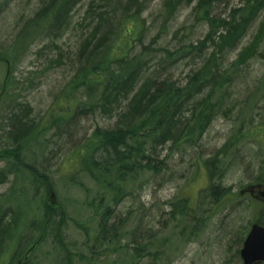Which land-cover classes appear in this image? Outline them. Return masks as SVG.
<instances>
[{
  "label": "rangeland",
  "instance_id": "obj_1",
  "mask_svg": "<svg viewBox=\"0 0 264 264\" xmlns=\"http://www.w3.org/2000/svg\"><path fill=\"white\" fill-rule=\"evenodd\" d=\"M169 1L174 4L173 0H148L142 8L145 27L150 29L142 42L150 51L154 50L152 57L164 55L159 53L161 49L173 51L179 42L174 31L183 22L192 24L193 36L205 31L193 15L198 0H192L191 4L175 2L177 6L172 8ZM241 1H214L212 15L224 17L226 13L227 18ZM122 3L124 0H0V53L11 51L13 58L8 64H0V91L7 82L5 99L0 103V215L7 220L3 224L8 225L4 233L0 230L2 249L7 251L17 231V224L9 216L15 211L26 215L16 245L0 255V264H17L22 246L40 234L45 212L42 203L47 194L26 165L48 176L62 213L61 218L55 215L57 212L54 214L55 224L46 228V235L29 255L28 264H86L88 258H98V253L102 264H242L239 256L242 241L257 218L260 205L245 195L233 197L231 203L226 201L224 209L218 212L219 209L210 210L208 198L201 194L209 187L210 169L204 167V162L212 159L242 124L245 128L249 124H264V80L260 77L259 60L240 64L242 72L226 64L229 79L223 85L224 93L207 97L213 101V121L202 137L195 135L201 140L197 145L192 142L194 147L161 151L158 159L159 163L164 161L161 174L151 171L135 174L125 190L116 194L106 192L80 172V154L87 150L76 149L88 140L86 137L94 128H113L116 118H108L97 110L91 112V106L85 104L88 92L81 89L70 95V82L92 49L83 50L91 33L96 31L95 45L117 52L114 46L122 31L119 29L134 12L129 8L131 13L123 17ZM62 6L65 12L53 24L55 12ZM101 13L104 22L97 26ZM168 14L173 18L172 27L162 30ZM263 15L264 12L256 18L237 46L226 52L228 62L236 59L253 40ZM22 32L26 33L24 42L12 48L16 36ZM139 50L137 47L129 51V58H125L128 63H139L140 59L132 61ZM201 60L202 57L196 62ZM154 63H147V67ZM191 67L188 65L184 71ZM184 68L181 65L175 75L180 76ZM20 110L31 138L17 152L20 162L17 163L6 155L17 143L10 134V112L17 114ZM181 121L185 128L187 121L183 117ZM240 140L239 146L230 149L221 163V157L217 158L213 168L211 185L228 189L231 195L248 185H264L258 181L264 172V145L260 148L249 138ZM15 170L19 171L18 178ZM16 189L23 193L16 194ZM183 198L190 204L185 210L186 217L173 207ZM100 224L107 230L109 243L103 244L98 235ZM149 243L150 248L138 251Z\"/></svg>",
  "mask_w": 264,
  "mask_h": 264
},
{
  "label": "trees",
  "instance_id": "obj_2",
  "mask_svg": "<svg viewBox=\"0 0 264 264\" xmlns=\"http://www.w3.org/2000/svg\"><path fill=\"white\" fill-rule=\"evenodd\" d=\"M214 1L217 0H199V4L203 5L204 14H203V19L202 21L213 24L215 21V18H212L213 15L210 13V10L212 11V7L214 4ZM244 6L242 8H239V11L241 14H238V19L236 24L234 26L230 25V22L226 23V34L221 36V39L223 41H226V51L230 50L235 43L241 38V32L245 30L249 24L250 21L256 20L263 12H264V0H243ZM125 3H122L123 7V17L126 15H129L128 9L130 8V11H134L136 9H141L143 8L145 2H148V0H124ZM170 2V1H169ZM173 2V1H172ZM105 4V3H104ZM172 6H177L172 4ZM64 6L60 7L56 13V16L53 17V24H55L56 20H59V16L61 13L65 12L63 10ZM119 8V5H118ZM120 9V10H122ZM46 10V9H45ZM42 10V11H45ZM210 14H208V11ZM138 12V11H135ZM103 13L100 14L98 17V20L100 22L98 23L97 26H100L103 24ZM47 16V14H44V17ZM58 18V19H57ZM130 19L127 18L126 22ZM122 26L123 23H122ZM236 26V27H235ZM230 28V29H229ZM260 30L261 33L264 34V15L262 17V25H260ZM92 37H88L87 40L85 41V45L83 47V50H87V47H92L90 53L85 57V60L83 61L81 66L87 65L86 67L87 70H91L88 72V74L92 75L93 72L92 70L98 69L99 71L102 72L103 76H106V79L108 78L109 80L105 82L103 91L101 92V100L97 102V104H100L101 108H104L107 110L106 116L108 118L112 117H118L122 121V126L119 129H114L110 131H99L96 130L93 135L91 136L90 139H88L86 142H84L78 150L81 151V149L87 150L84 152V156L80 154V172L84 173L87 175L89 178H91L100 188L105 189L106 192L108 190L113 191L112 188L114 189L113 183L109 181V177H113L114 180L117 179H123L125 181V184L128 183L129 181L133 180L134 175L145 172V171H151L152 173H156L159 167H155L154 169L150 170L147 169V166H142V153L144 149H142L143 145L145 143L144 140L148 139L149 136L142 137L143 135H140L141 131L144 129L148 128V123L147 120L149 118L154 119L155 121H158L157 123L159 127H161V117H162V126L170 128H175L179 130V125L182 117L184 119V116L186 113L189 114V116H193V110L189 108H186L184 105L179 106L180 104L177 103L178 99H181L179 95H172L170 90L168 88L164 87H157L156 91L154 89L153 92H149L147 94V89L150 88V86L154 83L152 78L145 79L143 76L140 74L142 70L139 68V65L137 62H131L128 63L125 58L127 56L126 52L131 43L135 40L136 36L132 38L131 36L126 38L124 35H120L123 37V42H122V47L120 48L121 55L120 56H114L116 53L119 52H113L111 49H105L103 45H95V36L96 31L94 33L90 34ZM26 33L22 32L19 33L15 40L13 41L12 48H14L16 45H21V43L24 42ZM256 37L253 38V40L250 42V44L244 48L236 63L243 64L245 61H248V56H254L255 52L253 49H251L253 46H255L257 43H260L261 38L264 37V35L259 36V34L255 35ZM101 42V41H100ZM218 46V45H217ZM109 47V46H108ZM15 49V48H14ZM162 52H165V49H161ZM168 51V49H166ZM154 52L152 51H146L141 54V56H150ZM167 57H171L170 53H167ZM141 56L135 55L137 58H141ZM134 57V60L136 59ZM174 57V56H172ZM12 56H11V51L10 52H4L0 53V64L2 62H8L11 61ZM132 60V61H134ZM207 66H205L204 69L205 73L207 70H210L211 67H213V62L211 63L212 66H210V61H206ZM93 68V69H92ZM197 75L203 74V72L196 73ZM194 75V76H197ZM84 76V75H83ZM85 78V77H84ZM82 79V78H81ZM210 87L211 89L206 90L207 97L209 98L211 94L213 95H222L225 91L223 88L222 82L219 80L217 77H212L210 78ZM228 81V78L226 77V83ZM90 82L91 81H86ZM137 86L139 88H137ZM197 86V87H196ZM204 87L202 82L197 81V83L192 87V90L194 91L195 94H198L201 91V88ZM84 89L85 87L83 85H78L76 84H71L70 87V95H75L79 90ZM6 89H7V82H5L2 85V90L0 91V103L2 102L3 99H5V94H6ZM86 89V88H85ZM149 91H151L149 89ZM214 91V93H213ZM94 93H88V97H92ZM108 101V103H107ZM206 101H208L206 99ZM210 102V100H209ZM152 103V104H151ZM116 106V107H115ZM205 112L203 115H201L203 118L199 121V123H203L204 120H208L209 117H213L214 110L211 105H209L208 102H206L205 105ZM76 108L73 109V113L75 112ZM121 110L123 112H121ZM12 115L10 116L11 119V128L12 131L10 134H12L15 138V147L7 152L8 157L15 158L16 162L19 163V158H18V153L21 146H23L24 140L23 138L19 141L18 138L23 137V135H26L29 132L28 126H24L22 122V111L20 110L17 114L12 111L10 112ZM119 114V115H118ZM118 115V116H117ZM211 115V116H210ZM160 116V118H158ZM195 116V115H194ZM180 120V121H179ZM205 121V122H206ZM243 126V124H242ZM240 126L236 128L232 139L237 143L240 138H249L253 142H255L260 148H262V145H264V124H260V126L256 128H249L245 130L244 128ZM244 132V133H243ZM202 133V132H201ZM191 134V133H190ZM246 134V135H244ZM151 136V135H150ZM245 136V137H244ZM18 137V138H17ZM17 138V139H16ZM142 139V140H141ZM194 139V138H193ZM189 140V141H192ZM182 142L180 143V147L182 146L181 144L187 143V139L182 138L181 135H178L174 140L173 143L175 146L179 144V141ZM137 142V143H136ZM141 142V145L139 143ZM132 143H136L135 145H130ZM13 145V146H14ZM100 146V154L101 158L99 161H94L92 158V155L95 151V149ZM237 144L235 145V147ZM95 147V148H94ZM94 148V149H93ZM178 148V147H177ZM176 148V149H177ZM230 149L232 147L229 146H222L221 150L216 153L215 156L212 157V159H208V161L204 162V167L207 168V170L210 169V173L208 175V184L209 187L205 190L202 191V196L205 198H208L209 203L207 204L210 210H217L219 209L218 212H221L224 209V206L226 205V201L231 203L233 201V197L235 195H231L230 191L228 189H221L219 186H213L211 185L212 180H213V175L215 172H213V168L215 167V162L217 158L221 157V160H224L228 154ZM77 150V149H76ZM75 150V151H76ZM264 152V150H262ZM98 152V151H97ZM264 155V153L262 154ZM264 157V156H263ZM264 165V161H262ZM22 166V164H20ZM23 167V166H22ZM27 171L31 174V176L36 179H41V183L44 186L45 192L48 195V193L52 190L51 186L49 184V180L47 181L44 179L43 175H40L36 170L32 168V166H28ZM221 169V168H220ZM115 170V172H113ZM219 170V169H218ZM16 177L18 178L19 171L15 170ZM105 175V177H96L97 175ZM43 177V180H42ZM261 180V183H264V172L261 176V179L258 178V181ZM15 188L14 185L12 186V189ZM121 194V193H118ZM178 204V205H177ZM189 201L186 198L180 199L176 204L173 206L177 212H179L181 215L188 216V214L185 212L186 208H188ZM44 209L48 211L47 214H52V217L48 216L46 217V220L50 221H55V215L58 217H62L61 209L59 208V205L57 207L49 206L45 204ZM58 214H55V213ZM16 216L11 219L13 221V224H17V231L14 233V235L11 237V240L8 244L7 251L2 249L1 242L0 241V249H1V254H6L9 252L14 246L16 245V241L18 238V232H20V228L22 227L26 215L25 214H19L14 212ZM55 214V215H54ZM192 220L194 218L192 217ZM256 220L264 225V208H261ZM55 224V223H52ZM12 225V224H11ZM82 227V226H81ZM8 229V225L3 224L0 222V230L2 233H4ZM99 237L103 241V244L108 242V237H107V230H105L104 225L100 224L99 225V232H98ZM43 236L39 234V236L30 238L29 241L25 243V245L22 246L21 250L22 253L30 249L34 243L35 244H40L42 242ZM35 245V247L37 246ZM34 247V248H35ZM33 248V250H34ZM150 248V243L145 246L144 248H139L138 251H143L147 250ZM20 250V251H21ZM21 253V254H22ZM90 254L92 255L93 252L90 251ZM98 258L100 257L99 253L97 254ZM98 258H88L86 264H96L97 262L99 264H102L100 261H98ZM66 259H69V255L66 254ZM97 263V264H98Z\"/></svg>",
  "mask_w": 264,
  "mask_h": 264
},
{
  "label": "bare ground",
  "instance_id": "obj_3",
  "mask_svg": "<svg viewBox=\"0 0 264 264\" xmlns=\"http://www.w3.org/2000/svg\"><path fill=\"white\" fill-rule=\"evenodd\" d=\"M182 1L183 2L185 1L186 4L192 3V0H173L174 3L175 2L181 3ZM198 2H199V0H198ZM198 2L195 4V7H193V15H195V17H194L195 21L200 22V24L204 27L205 31H199L198 32L200 34L199 36H193L194 34H191L192 24L187 23V22H183L181 24V26L176 28V30L174 31V36L179 39L177 46L173 49V51H170V50L167 51L165 48V52L163 51L164 55L162 54L161 57H160V55L155 56V57H152L150 55V56H148V58H137L138 56H141V54L143 52H146L149 50V48L146 47L142 42V40L144 41L146 34L148 32H150V29L145 27L146 23H145V21H143L141 9L134 10L132 15H130V19L127 21V24L124 23L125 25L124 26L121 25V27L119 29V30H122L121 32H119V35H124L126 38H128L130 36L132 38H134V36H136L133 43H131V45L127 49L126 54H128L129 51H132V50L136 49L137 47H140L139 53L137 54V57H135L136 61H137V59H140L139 63H138L139 69H140V71L142 70V72H143L142 73L143 78H145V79L152 78V80L155 83V84H153V86L151 85L150 88L147 89V94H149V92H153L154 89L156 91L157 87H164L165 86V88H168V90H170L172 95H179V97H181V99L177 100V103L180 104L179 106L184 105L186 108L191 107L190 109L193 110V113L195 115V116L193 115L190 117L189 114L186 113L187 117H186V114L184 116L185 121H187L185 128L183 127V124H180L178 127L179 130H177L176 127L168 129V127L162 126V123H163L162 117L160 119L162 122L161 127L158 126L159 123H157L158 121H155V118L154 119L149 118L147 120L148 128L144 129L140 133V135H143L142 136L143 138L146 136H149L148 139L144 140L145 142H143V143H145V144L142 146L143 147L142 149H144L143 153L141 154L142 159H143L142 160V166L143 167L147 166V169H150V170L154 169L155 167H159V169L157 170V173H156L157 175L161 174V172H162L161 166H163V165L161 163L162 162L164 163V161L159 163L158 159H159V155L163 149H165L164 151L167 153L170 150H175L177 147L180 148L179 145L182 142V140L179 141V144L177 146H175L174 145L175 143L173 142V140L178 135H181L182 138H185L188 140L187 143L183 142L181 144L182 145L181 147L187 146V145H190V147H194V145H197L200 142L201 137L203 135V132H205L207 130L208 126L213 121V117H209V119L207 121L204 120L203 123H201V124L199 123V121L203 118L201 115H203V113L205 112V108H206L205 105H206V99H207V95H208L206 90L211 89L210 78L217 77L223 83V85L224 84L226 85V77L227 78L229 77L228 73H226V64H228L229 67L232 68V70L236 69L237 71H241V72L243 71L242 70L243 68L241 67V65L239 63H236L242 50L237 54L236 59H232V61L228 62V60L226 58V52H227L226 51V41H223L221 39V36L226 34V23L227 22H230L231 26H234L236 24L235 22H237V19H238L237 15L241 14V12L239 11V8H242L244 6L245 2L241 1L239 7H235V8L233 7L231 9V12L228 14L227 18H226V13H225L224 17H222L220 15L219 16L213 15L212 18H215V21L212 25L202 21L203 14H204V11L206 9L204 10L203 5L199 4ZM168 5L170 6V8L173 7L171 2L168 3ZM194 8H195V11H194ZM135 11H138V12H135ZM210 13L212 14L211 10H210ZM210 13L208 11V14H210ZM172 20H173V18H171L170 15L168 14L167 18H164V21L162 22V30L167 29L170 25L171 26L169 28H171L172 27ZM254 21L253 22L250 21L249 26L241 32V34H240L241 38L249 32ZM260 25H262V21L258 24L257 27H260ZM256 34H259L260 37H261V35H264L263 33H261V30L259 28L257 31H255L254 35H256ZM189 37H190L191 41H190ZM255 37L256 36H254L253 38H255ZM183 39H186V41H183ZM240 39L235 43V45L232 48H230V50L234 49L237 46ZM122 42H123V37L119 36V38L117 39V44L114 46V48L117 49V52H119L118 54L114 55L116 57L121 55L120 48L122 47ZM263 42H264V37L261 38L260 43H257L255 46H253L251 48L255 52V55L251 56V58L249 55L248 56V62L251 59L259 60V62L261 63V66H262V73H261L260 77L264 80V48H262ZM249 44L250 43H248L245 47H247ZM160 52H162V50H160L159 53ZM168 52L171 55V57H169V58L167 57ZM172 56H174V57H172ZM200 57H202V60L199 61V63L196 62L198 59H200ZM127 58H129V56H126V59ZM132 58H134V57H132ZM132 60H134V59H132ZM153 61L156 63H154L152 66H148L149 67L148 68L147 63H149V65H150V63ZM206 61L207 62L210 61V66H212L211 63L213 62L214 66L211 67L210 70H207L205 73L204 69H206V68H204V67L207 66ZM246 62L247 61H245V63ZM187 64L192 65V67L190 69H187V71H184L188 67ZM181 65H184L185 68L183 69V71H181L182 73H180V76H178V75L176 76L175 74H178L177 71H179ZM86 66L87 65H84V66L80 65L77 67V69L74 73V76L71 79L70 83L71 84L78 83V85H83L86 88V89L84 88L85 92H88V93H92V92L97 93L98 92V94H100L103 91L106 80L108 81L109 79L108 78L106 79V76H103L102 72L99 71L97 68L92 70V72H93L92 75L88 74V72H90L91 70H87L88 67H86ZM155 66H156V68H155ZM222 66H223V68H222ZM240 68H242V69H240ZM199 72L200 73L203 72V74L197 75L196 73H199ZM194 75H197V76H194ZM91 78H93V80H91ZM86 81H91V82L89 84V82H86ZM197 81L202 82L204 87L201 88V91H203V92L195 94L194 91L192 90V87L197 83ZM100 88H101V90H100ZM137 88H139V87L137 86ZM149 89L151 91H149ZM213 93H214V91H213ZM98 94H95V96L92 95V97H89L87 99V102H85V104H88L86 106H89V107L91 106L89 108V109H91V112H94L95 110H97V111H99V113L101 115L106 116V114H108L107 110H105L104 108H101L100 104H97V102L99 100H101V96L99 97ZM205 94H207V95L205 96ZM211 96H213V94H211ZM207 102L209 103V105H213V101L211 103V99H210V102L209 101H207ZM107 103H108V101H107ZM113 118H116L113 128H99V127L94 128L91 131V133L86 137V139H90L96 130H99L101 132L102 131L107 132L110 130L119 129L123 125L122 121L115 116ZM158 118H160V116ZM50 122H53V119H51ZM258 126H260V124H258L256 126L249 124V126L247 128H245L244 125L242 127L244 128V130H247L249 128L252 129V128H256ZM195 135L196 136L201 135V137L194 138ZM244 135H246V134H244ZM232 136H233V134L225 140V142L223 143V146L226 145V146L235 148L236 142L231 140ZM22 138H23L24 143H25V142H28V140L31 137L27 133L26 135H23ZM192 139H193L194 145L192 144V141H189ZM136 143L135 144L132 143L130 145H135V147H136ZM240 143H241V140H238L237 145L239 146ZM139 145H141V142L139 143ZM22 148L23 147L21 146V149ZM78 148H77V150H78ZM99 150H100V146H98L95 149V151L92 155V158L94 161H99L101 158V154H100ZM74 152H76V151H74ZM82 156H84V154ZM214 171H216V169ZM113 172H115V170H113ZM43 177H44V179H46L48 181L47 175H43ZM43 177H42V180H43ZM96 177H105V175L100 174V175H97ZM109 179H110V177H109ZM40 180L41 179H39V181ZM110 182L113 183V185L115 187L114 189L112 188V190H113L112 192H115L116 194H118V193H121L125 190L126 184H125V181L123 179L119 180L116 178V180H114V178L111 177ZM250 189H252L251 190L252 193H250ZM15 193L16 194H22L23 192L20 189L19 190L16 189ZM245 194L247 196H249V201H252V200H250V198H252L255 194H259V191L257 190L256 185H254V184L248 185V186L240 189L238 191V193L234 194L235 195L234 198L235 199L237 197L241 198V197L245 196ZM54 196L57 198L55 192H54ZM49 197H50V192L45 197V200L42 203L43 208L45 207V204L49 205L47 202ZM21 199H23V198H21ZM56 201H57V199H56ZM252 203H255V201L253 200ZM58 205L60 206L59 203L56 206H58ZM49 206H51V205H49ZM15 210H18V209L15 208ZM44 211H45L44 217L41 221V230H39V233L43 237H45V235H46L45 234L46 228L49 227L54 222V221H50L48 219L46 220V217H48V216L52 217V214H47L48 211L46 209H44ZM16 213H18V212H16ZM13 216L15 217L16 214L13 213V215H10L9 217H11V219H12ZM5 221H7V220H5L4 216L1 214L0 215V222L4 223ZM263 227H264V225H263Z\"/></svg>",
  "mask_w": 264,
  "mask_h": 264
},
{
  "label": "water",
  "instance_id": "obj_4",
  "mask_svg": "<svg viewBox=\"0 0 264 264\" xmlns=\"http://www.w3.org/2000/svg\"><path fill=\"white\" fill-rule=\"evenodd\" d=\"M260 189V187H258ZM250 189V193H252ZM249 192V191H248ZM264 197L263 193H259ZM50 205H57L54 191L50 192L48 199ZM30 250H27L24 255L19 259L18 264H27V255ZM240 258L243 264H262L264 262V227L260 226L257 222L253 223L250 230L245 237L242 248L240 250Z\"/></svg>",
  "mask_w": 264,
  "mask_h": 264
},
{
  "label": "flooded vegetation",
  "instance_id": "obj_5",
  "mask_svg": "<svg viewBox=\"0 0 264 264\" xmlns=\"http://www.w3.org/2000/svg\"><path fill=\"white\" fill-rule=\"evenodd\" d=\"M262 204H264V202H261Z\"/></svg>",
  "mask_w": 264,
  "mask_h": 264
}]
</instances>
